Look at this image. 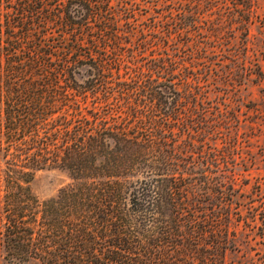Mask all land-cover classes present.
Here are the masks:
<instances>
[{"label":"trees","instance_id":"1","mask_svg":"<svg viewBox=\"0 0 264 264\" xmlns=\"http://www.w3.org/2000/svg\"><path fill=\"white\" fill-rule=\"evenodd\" d=\"M252 1L0 0L3 264H230L240 222L264 250V187L242 201L239 117L196 38L213 9L246 28ZM41 169L70 182L40 200Z\"/></svg>","mask_w":264,"mask_h":264},{"label":"rangeland","instance_id":"2","mask_svg":"<svg viewBox=\"0 0 264 264\" xmlns=\"http://www.w3.org/2000/svg\"><path fill=\"white\" fill-rule=\"evenodd\" d=\"M235 1L224 0V3L237 14L243 7L240 4L236 6ZM252 3L250 22L246 23V28L238 24V19L228 18L230 15L226 11L229 8L221 11L213 9L204 15V19L212 21L210 30L207 27L203 29L204 34L196 37L207 55L206 62L212 67L211 75L206 82H202L203 89L209 91L208 98L215 103H229L231 113L219 104L224 111L223 115H231L233 112L239 117V164L235 168L234 177L241 193L248 196L242 197V201L250 196L255 197L256 183L264 187V0H253ZM201 25L204 28L206 23ZM69 182L70 178L62 170L41 169L34 174L30 187L40 200H44L55 196ZM1 200L0 180V231ZM240 208L245 219L250 222L252 214L247 213L245 207ZM234 227L237 230V249L226 253V261L230 264H264L261 260L264 250L257 234L258 228L246 226L243 222ZM3 255L0 238V264L4 263ZM29 264L42 263L33 261Z\"/></svg>","mask_w":264,"mask_h":264}]
</instances>
